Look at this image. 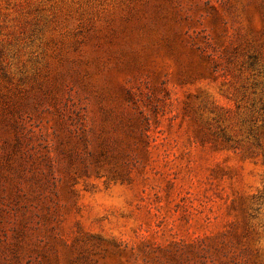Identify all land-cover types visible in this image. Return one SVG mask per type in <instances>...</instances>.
<instances>
[{
  "label": "rangeland",
  "instance_id": "rangeland-1",
  "mask_svg": "<svg viewBox=\"0 0 264 264\" xmlns=\"http://www.w3.org/2000/svg\"><path fill=\"white\" fill-rule=\"evenodd\" d=\"M0 264H264V0H0Z\"/></svg>",
  "mask_w": 264,
  "mask_h": 264
}]
</instances>
